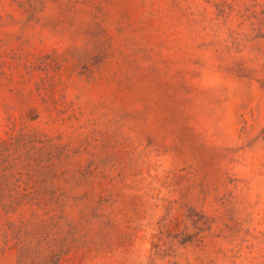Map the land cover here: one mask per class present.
<instances>
[{
	"label": "rangeland",
	"instance_id": "obj_1",
	"mask_svg": "<svg viewBox=\"0 0 264 264\" xmlns=\"http://www.w3.org/2000/svg\"><path fill=\"white\" fill-rule=\"evenodd\" d=\"M0 264H264V0H0Z\"/></svg>",
	"mask_w": 264,
	"mask_h": 264
}]
</instances>
